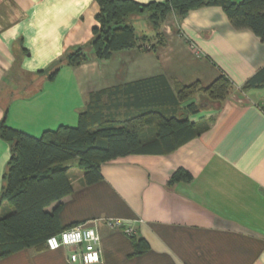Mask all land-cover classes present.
Returning <instances> with one entry per match:
<instances>
[{"label": "crops", "instance_id": "0c3cea01", "mask_svg": "<svg viewBox=\"0 0 264 264\" xmlns=\"http://www.w3.org/2000/svg\"><path fill=\"white\" fill-rule=\"evenodd\" d=\"M98 10L95 0H0V122L39 137L76 126L92 92L159 75L173 90L176 83L209 86L223 73L233 87L223 103L203 100L196 113L184 111L189 101L168 110L210 124L170 153L111 159L92 184L78 161L66 164L74 189L61 200L60 226H95L102 248L95 264H264V83L243 88L264 68V42L235 29L220 6H205L169 13L156 50L127 48L103 60L90 47ZM144 17L136 15L133 24L154 42L156 29ZM79 48L89 59L63 65L51 79V66ZM141 136L156 138L157 124L144 125ZM9 158L10 143L0 136V192ZM180 168L192 179L170 183ZM10 209L5 203L0 212ZM110 218L132 225L146 250L134 254L125 225L110 227ZM68 255L66 248L22 249L0 264H75Z\"/></svg>", "mask_w": 264, "mask_h": 264}, {"label": "trees", "instance_id": "16d2710c", "mask_svg": "<svg viewBox=\"0 0 264 264\" xmlns=\"http://www.w3.org/2000/svg\"><path fill=\"white\" fill-rule=\"evenodd\" d=\"M99 6L90 43L95 56L108 60L113 52L140 48L156 50L164 42L160 31L171 12L179 16L205 6H220L235 29H249L264 42V0H164L147 4L135 0H95ZM156 29V41L137 32L136 15ZM89 59L85 48L60 57L49 69L55 78L65 65H78ZM264 83V68L252 76L243 88ZM233 82L221 74L209 86L199 82L175 84L172 89L164 75L146 78L115 88L92 92L87 108L79 114L76 126L60 125L33 136L0 122V136L10 143V158L3 176L0 211L6 203L11 209L0 212V258L22 249L42 250L49 236L65 229L60 226L61 200L73 192L69 166L63 162L77 158L84 171V181L92 184L102 178L101 165L111 159L138 153H170L210 128L207 121L193 122L188 116L168 113L189 101L188 113L198 112L201 102L221 104L229 96ZM198 94L204 101H195ZM193 100V101H192ZM157 124V137L141 136L144 125ZM192 179L189 171L178 169L170 183ZM58 202L53 211L47 207ZM133 238L135 252L143 253L142 239Z\"/></svg>", "mask_w": 264, "mask_h": 264}, {"label": "built area", "instance_id": "2783aa9c", "mask_svg": "<svg viewBox=\"0 0 264 264\" xmlns=\"http://www.w3.org/2000/svg\"><path fill=\"white\" fill-rule=\"evenodd\" d=\"M110 227L125 225V232L132 236L134 228L122 219H108ZM46 248L56 250L66 248L69 250V261L75 264H95L102 261L101 236L95 226L89 221L74 224L49 236Z\"/></svg>", "mask_w": 264, "mask_h": 264}, {"label": "rangeland", "instance_id": "374dc122", "mask_svg": "<svg viewBox=\"0 0 264 264\" xmlns=\"http://www.w3.org/2000/svg\"><path fill=\"white\" fill-rule=\"evenodd\" d=\"M143 23V22H142ZM144 25L146 24V23H143ZM139 25V27H138V31L139 30H141V28H143L144 27V25ZM140 32V31H139ZM198 99V98H197ZM203 101L204 100V98L203 99H200V97H199V99H198V102L200 103V101ZM206 101V100H205ZM201 103H203V102H201ZM78 161V159L77 158H73V159H70V160H67V161H65V162H63V165L65 164H71V163H75V162H77ZM4 212L6 213V210H4ZM5 215V214H4Z\"/></svg>", "mask_w": 264, "mask_h": 264}]
</instances>
